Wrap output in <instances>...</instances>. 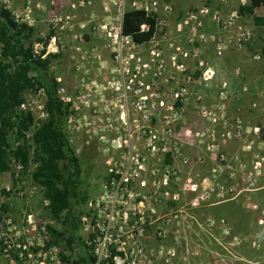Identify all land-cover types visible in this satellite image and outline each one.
Here are the masks:
<instances>
[{
  "label": "built area",
  "instance_id": "1",
  "mask_svg": "<svg viewBox=\"0 0 264 264\" xmlns=\"http://www.w3.org/2000/svg\"><path fill=\"white\" fill-rule=\"evenodd\" d=\"M55 2L62 7L60 0L50 1L52 5ZM219 2L222 9L212 10L202 3L194 11L175 12L172 0H74L67 12L71 8L80 10L84 20L74 24L67 14L65 18L54 16L47 22V30L39 37L40 41L33 44V53L42 59L55 55L50 64L55 59L66 60L62 69L64 75L50 78L55 83L57 98L66 106L62 127L76 156L97 141V153L107 156L114 149L124 157L130 134L128 131L124 137L116 136L117 123L129 117V110H133L129 109L131 105H135L133 111L138 115L143 113L154 86L163 87L170 95V102L165 105L160 100L158 107L180 111L192 95L200 105L203 104L197 86H209L214 75L210 63L232 51H244L252 38L251 30L238 23L239 10H228V0ZM240 5L245 6L246 2L241 0ZM2 8L10 12L16 23L34 25L28 1L22 12L9 5ZM128 10L143 11L146 17L153 19L154 32L148 40L137 42L132 35L123 33V17ZM149 31L148 24L139 26V33ZM252 59L259 61L261 57L255 54ZM227 89V83L223 82L219 101L228 98ZM22 97L18 110L31 117L24 136L32 143L33 132L49 119L46 90L35 85L24 91ZM152 117L150 113L148 118ZM218 125L222 128V144L238 137L246 138L250 133L264 138L263 130L245 126L238 118H218ZM252 148L250 144L246 151L251 152ZM257 149L261 150L258 145ZM152 151H157L154 146ZM254 158L252 168L256 169L264 162V156L256 153ZM31 159L25 167L10 155V170L0 173V177L13 173L8 179H0V264H75L76 251L69 250L68 253L54 242L47 228L52 225V220L42 221L31 207L19 218L13 211L12 196L36 201L42 209L48 208L49 200L41 185L31 179L28 188L24 187L26 181L20 174L31 176L38 166V162ZM165 159L167 163L171 162L169 153L164 154ZM143 162L144 158L140 156L131 157L129 163L120 160L111 164L109 158L105 160L109 178L104 186L110 190H104L94 206L91 200L87 202V206L95 210L90 221V215L82 216L83 227L79 232L83 255L91 259V264L176 263L182 245L175 232L172 229L152 230L155 220H148L141 210L146 201L142 191L148 189L147 182L137 181L139 174V179L143 178ZM132 166L135 168L131 169ZM130 170L134 173H129ZM150 171L155 175L154 170ZM154 182L153 179L150 183ZM137 183L140 184L138 191L127 194L129 186ZM167 183L168 178L164 175L161 185ZM130 197L136 201L131 210L121 208L114 212L106 204L112 200L129 201Z\"/></svg>",
  "mask_w": 264,
  "mask_h": 264
},
{
  "label": "rangeland",
  "instance_id": "2",
  "mask_svg": "<svg viewBox=\"0 0 264 264\" xmlns=\"http://www.w3.org/2000/svg\"><path fill=\"white\" fill-rule=\"evenodd\" d=\"M27 1L32 10L34 25L31 27L38 38L47 30L46 24L54 16L65 18L69 14L74 24L85 19L80 10L71 8L67 12L74 0H60L62 7H59V1L52 5L51 0H0V7L9 5L22 12ZM172 2L175 12L194 11L202 3L212 10L218 9V0L217 3H212V0ZM228 3V9H236L233 6L235 0H228ZM65 63L64 59L52 61L48 68L49 76L64 75L62 69ZM252 63L255 67L259 63L264 64L263 60H253L247 48L241 52L232 51L211 62L214 75L209 86H197L198 93L203 96V104L200 105L196 96L192 95L180 111H169L166 106L158 107L160 100L165 105L170 102V95L163 87L151 88L150 94H153L145 111L138 115L137 111H133L135 105H131L129 109L133 110H129V117L117 123L116 136L124 137L128 131L130 134L124 157L114 149L107 156L97 153V141L93 147L83 148L77 154L82 169L80 192L87 193L88 199L80 209L83 215H90L88 221L95 209L89 208L87 202L91 200L94 206L104 190H110L104 186L106 178H109V167L105 160L109 158L111 164L120 160L129 163L131 157L140 156L144 158V171H141L143 178L139 179V174L137 181L147 182L145 184L148 186L142 191L147 202H143L141 210L148 220H155L152 230L172 229L175 232L182 245L175 264H264V233L252 234L253 231L264 232V162L259 168H252L253 161H256L255 154L264 156V151L257 149V145H263L253 133L222 144V128L218 125V118H238L245 126H257L264 131V71L254 73L256 68H253L251 73ZM223 82L227 83L228 98L221 102L218 93ZM257 91L260 96L263 94V98H259ZM150 113L152 118H148ZM62 128L65 132L64 126ZM9 142L11 148L16 146L14 135L10 136ZM250 144L252 153L246 151V146ZM152 146L157 151H152ZM91 149L95 151L92 158ZM166 153L170 154V163L164 160ZM150 170H154L155 175ZM129 173L133 174L134 170ZM11 174L0 179H8L12 177ZM20 175L26 181L24 187L27 189L31 176ZM164 175L168 178L166 186L161 185ZM153 179L155 182L150 183ZM138 186L139 183L131 184V192L128 190L126 193L134 194ZM231 198L235 199L219 205L221 200ZM11 201L18 218L26 208L31 207L42 221L52 220L47 210L42 209L36 201L15 196ZM106 204L116 212L121 208L131 210L136 201L130 197L129 201L118 203L112 200ZM101 214H104L103 210ZM52 226L60 227L55 220ZM152 230L150 234L153 235ZM58 243L69 253L63 242Z\"/></svg>",
  "mask_w": 264,
  "mask_h": 264
},
{
  "label": "trees",
  "instance_id": "3",
  "mask_svg": "<svg viewBox=\"0 0 264 264\" xmlns=\"http://www.w3.org/2000/svg\"><path fill=\"white\" fill-rule=\"evenodd\" d=\"M249 1L247 9L255 12L264 25V0ZM142 23L150 26L149 32H138ZM122 30L135 41L143 42L153 34L154 21L143 11L128 10L123 17ZM34 33L33 27L16 23L10 12L0 7V173L10 170V155L25 167L29 159L37 161L31 179L43 187L44 196L49 200L47 214L59 223V228L47 225L54 242H63L68 250L76 251L75 264H91V259L83 255V241L79 236L83 227L80 208L88 199L87 193L80 192L81 164L63 132L66 106L57 98L55 83L48 75L55 55L45 59L34 55L33 44L40 41ZM261 54L264 59V46ZM35 85L46 90L49 119L33 132L32 143H28L24 132L29 129L31 117L18 107L24 91ZM12 135L17 143L14 148L9 142ZM90 151L92 158L95 151Z\"/></svg>",
  "mask_w": 264,
  "mask_h": 264
},
{
  "label": "crops",
  "instance_id": "4",
  "mask_svg": "<svg viewBox=\"0 0 264 264\" xmlns=\"http://www.w3.org/2000/svg\"><path fill=\"white\" fill-rule=\"evenodd\" d=\"M212 1H213L212 3H214V2L217 3V0H212ZM240 1L241 0H235V3L233 4V6L236 7V9L235 8L234 9L235 10H239V13H240V19L238 20V23L241 26L248 27L251 30V33H252V38H251L249 44H247L246 48L251 51L252 56L255 55V54L256 55H260V57H261L260 60H263V63H264V59H263V56L261 54V49L264 46V41H263V39H264V25H262L261 19L258 18L257 15L255 16V12L249 11L247 9L249 4H250V1L249 0H244L246 2L245 6H241L240 5ZM227 7H230L229 3L227 4ZM217 8L218 9H222V6H221L219 0H218ZM228 10H230V8ZM246 48L244 50H246ZM254 63H252L251 67H250L251 68V73H253L252 72L253 68L254 69L256 68L255 69L256 71L254 73L264 71V68H263L264 64L259 63L257 65V67H255L256 65ZM258 91L256 92L257 94H258ZM259 98H263V94H262V96L259 95ZM259 141H260V143H264V139L263 138L262 139L259 138ZM260 148H261L262 151H264V145H263V147H260ZM234 199L235 198H231V199H228V200L227 199L221 200V202H220L221 204H219V205H222V204L227 203L229 201H233ZM263 233L264 232H260V231L259 232H257V231H253L252 232V234H256V235H261Z\"/></svg>",
  "mask_w": 264,
  "mask_h": 264
}]
</instances>
